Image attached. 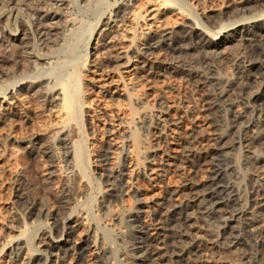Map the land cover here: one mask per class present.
Segmentation results:
<instances>
[{
    "label": "rangeland",
    "instance_id": "1",
    "mask_svg": "<svg viewBox=\"0 0 264 264\" xmlns=\"http://www.w3.org/2000/svg\"><path fill=\"white\" fill-rule=\"evenodd\" d=\"M67 1V6L61 0H50V5H43V9L48 10L53 16H62V24L59 23L61 31L58 38L59 40H63L59 41L57 38L54 45L52 44L53 46L42 47L41 50L37 49L36 44L33 42L28 18H24L26 24L24 27H21L28 35L25 38L20 37L21 39L12 40L11 43H3L2 38L5 32L9 33L11 31L9 25L12 28L15 27L13 28L14 30L18 29V27L7 22V10L9 8H7L6 0L0 1L2 3H0V60L2 61V64L0 63V66H2L0 67V75L2 76H0V100L4 97L1 94L4 92L3 89L6 90L7 87H14V84L16 87H20L23 84L24 87L29 88H27L29 92H20L16 96L17 98H12L17 103L22 98L19 103L22 106V113L13 115L8 119H0V137L11 135L15 138H24L32 133L36 134L45 130L49 126L48 114L52 108L48 102V98L52 95V91L61 87V84L66 80L65 78H69L73 72L74 64L77 66L81 63L80 67L84 75V87L88 92L86 98L87 107L90 108L92 106L91 110L84 114L83 118V132L86 136L85 142L89 147L87 150L88 154H86L87 156L85 158V164L87 163L85 174L81 175L76 162L70 159L71 157L66 158L65 156V141L61 139H69L68 143H73V140L78 141L80 139L79 135H77L78 133L70 128L60 134L50 132L40 135L36 144H32L33 146L31 145L30 149H26L24 146L13 142L0 145V264H22L24 262V258H26L24 254L26 251H23L20 260L16 257L18 255L16 247L20 241H29L31 245L28 251L29 256L35 257L37 260L36 264H45L46 254H42L36 250H44L46 248L44 245L49 241V227L55 220L62 227L65 223H80L85 217L87 219L84 222L87 223L88 221V224L85 225L86 228H82L81 226L77 227L75 229L76 233L71 238L72 241H75L78 237V241H80L79 239H82V241L91 239L93 237L90 236L96 232L100 239H98V244H101L100 246L105 245L104 248L107 249L106 251H110L108 255L103 257V262L106 260L105 263H111L113 260L112 263L115 261L114 264H133L134 261L128 257L126 258L125 253V248L132 245L130 244L131 238L129 236L132 235L133 228H131L130 223L129 227H127L128 224L125 223L126 221L120 224L118 221L115 222L114 219L117 217L124 218V220L128 219L129 212H134L136 208H140L141 220H146L151 212L152 215L156 213V210H160L161 206L159 204L163 201L167 191L171 189L179 190L184 186L182 184V182L184 183V178H182L184 176L177 169L176 171L173 169L168 179L150 181L147 176L150 175V171L146 168L158 165L161 166V169H165L166 164H162V158H165L164 155L169 152L166 150L167 146H171L169 145L170 141L175 142L177 139L185 140L195 133V135L199 134L201 136L220 132V129L218 130L213 127V120L218 116L216 115V111L208 110L211 108V101L209 99L213 93L210 85H206L204 88V86L190 84L182 76H174L170 72L161 71L150 77L144 76L142 79L141 77L137 78L133 76L132 78L131 76L132 81L124 87L123 81L130 79V76L123 75L124 78L120 79L119 77L121 75L117 71L119 69L117 63L114 62V58L106 60L101 54L102 52L94 51L93 48L98 42L95 38L99 37V33L96 30L92 39L89 33H91L94 27L98 13L99 15L104 14L103 19H106L119 9L123 11V15L127 13V10L129 12L134 8L143 12L145 10L144 4L146 0H136L133 2L134 6L131 7L128 5L124 6L125 3H128V0H87L84 3L82 0ZM169 1L179 5V0ZM22 5V0H15L11 8H21ZM236 5L237 0H230L227 3L215 0L211 5L209 4V8L205 13L210 17L212 16V22L206 24L208 25L207 28L205 27L206 29L191 23L186 16L184 19L171 16L165 20L168 24V32H171V34L165 40L159 38L165 41V44L161 48L159 47L151 51V53L154 56L161 57L162 60L166 59L168 63H174L175 61H173L172 56L168 54L170 52L169 48L176 45L183 36L188 35L187 33L192 30L186 27L191 26L194 31L196 30V33L200 35H204L205 33L204 37L208 40L218 38V42L222 40H225V42L216 55H205L206 52H202L201 50H192L188 54L182 55V58H179L180 65L187 68H211L213 70L211 76L221 80L223 83H227L228 81L232 83L236 82L235 79L238 77L236 58L248 43L247 41H243L244 39H242L239 33L229 35L235 30L240 32L243 25L247 24L248 28H251V32L257 31L258 35L262 32L264 34V31L261 29L264 28V13L260 14L258 12L260 15L254 19L247 20V22H240L239 18L241 16H237L238 13L232 10ZM45 9L44 11L42 10V14L46 13ZM119 20L121 23L124 20L122 13L120 14ZM230 21L234 23H230ZM125 22L129 24L127 20H124ZM68 24L75 25L70 27ZM224 24L232 25L221 30L222 26H225ZM50 25L51 22L48 23V26ZM83 33L86 35L87 42L91 39L88 50H85V45H81ZM41 54L46 55L47 59L38 61L35 57L31 59L28 56L36 55L40 57ZM130 54L135 56L134 51L130 52ZM11 55H13V59L7 57ZM86 57L89 61H86ZM99 67L102 70L106 68L105 71L110 72L109 74L115 78L101 84L95 81L92 82L96 75L101 73ZM98 69L100 72H95ZM63 73L65 78L62 80L60 79V75ZM34 76L36 79L32 78ZM146 79L149 80L146 81ZM10 84L12 85L10 86ZM10 96L8 95L6 98ZM163 111H168L172 120L180 121V127L182 129H175V133L172 131L167 132V130L163 131L162 124L159 120ZM145 116L148 117V121L143 128L141 119ZM151 119L152 123L149 121ZM130 122L133 125H130ZM131 129H136L141 139L147 145L141 158L142 163L140 164V168L138 167L137 169L139 180L137 181L138 183H135V189L139 190V194L129 198L124 203L117 201L115 204L118 205L115 206L113 199L109 198L110 191L107 188V179L105 176L111 168L114 170L117 169V167L113 168L114 162H118V164L122 163V156L128 151L126 140ZM71 130L72 134L74 132L73 136ZM112 130L114 131L111 132ZM247 135L250 137L254 135V132H249ZM71 137L73 138L71 139ZM227 141V145H231L232 141L229 139ZM248 149L236 145L227 150L231 159H233L234 171L236 170L233 177L235 175L237 176V178L235 176L234 178L231 177V179L235 183V186H237L239 195L241 192V197H244L251 191L252 183L258 182L259 184L261 181V184L264 183V162H259L264 157V149H258V154L253 155L249 153L251 149L249 151ZM107 150H110V152L115 151L114 153H117V156L111 155L110 153L108 155L109 157L105 160L103 156H105L104 154H106ZM44 151L51 152L52 155H47ZM111 156H116L115 158L120 159H115L117 160L115 161L113 159L114 157ZM132 161L133 164L134 162L136 164L134 158ZM198 171V174L196 173L194 178L196 179V183L199 185L206 183L208 181L206 169ZM185 201L188 200L185 199ZM191 203H194V201ZM195 204L197 206L196 210L198 209V211H203L204 207H206L200 201H197ZM34 205L33 214L27 215V207ZM116 208L118 212L121 211L119 213L113 212ZM146 211H150V213ZM113 214L117 217H114ZM109 219L112 220L111 225L105 226V223ZM146 221V225H148V229L152 233L153 226L152 229L149 226V217ZM205 221L208 222L209 226H207ZM217 223L218 220L216 218L213 219L203 216L198 223L200 230L203 232H201L202 234L200 233L202 236L195 238L196 240L194 239V242L198 243L200 241L209 244L210 242L205 240L207 238L206 236L211 230H217ZM213 224L216 226H211ZM122 225L125 226L123 227ZM25 228L29 230L31 235L33 234V238H30V236H20V233ZM127 234H129L128 237L126 236ZM212 243L214 242L212 241ZM86 245V247H89L88 243ZM222 251H215L210 256V260L214 262L212 264H240V259L238 258L241 257V251L235 249L225 252ZM100 254V250H95L93 255L89 256L88 260H93L92 262H94L103 256ZM69 259L71 258L65 259L66 261L64 260V263H76V260ZM127 259L128 263L126 262ZM51 260L58 261L55 252L50 257ZM166 263L169 264L168 262Z\"/></svg>",
    "mask_w": 264,
    "mask_h": 264
},
{
    "label": "bare ground",
    "instance_id": "2",
    "mask_svg": "<svg viewBox=\"0 0 264 264\" xmlns=\"http://www.w3.org/2000/svg\"><path fill=\"white\" fill-rule=\"evenodd\" d=\"M49 1L50 0H22L23 7L21 6V8L15 9L14 7L11 8V6L14 5L15 0H6L7 8H9L7 10V22H10V24H13L14 26L16 25L18 29L14 30L13 28L15 27L12 28L9 25L11 31L9 33L5 32L4 37L2 36L3 43H11L12 40L21 39L20 37L25 38L28 34L27 32H24L21 27H24L26 24L24 18H28L31 26V37H33V42L36 44L35 46L37 49L41 50L42 47L45 48L52 44L54 45L60 35L61 30L59 23L62 22V16H53V14L49 13L48 10L46 11L45 8L46 13L42 14V10L44 11L43 5H50ZM61 1L64 2L65 6L68 5L67 0ZM84 1L87 0H82L83 3ZM134 1L136 0H128V3H125L124 6H134ZM214 1L215 0H179L178 5L169 0H146L144 4L145 10L143 12L133 7L134 9H131L129 12L127 10V13H124L123 15V11L119 9L106 19H103L104 14L99 15L98 13L94 27L92 28L91 33H89L92 39L96 30H98L99 37L95 38L98 42L93 49L95 52H102L101 54L106 60L114 58V62L117 63L119 69L117 71H119V74L121 75L119 78H124L123 75L130 76V79L123 81L124 87L130 84L129 82L132 81L133 76L137 78L141 77L142 79L144 76L150 77L161 71L170 72V74L174 76L184 77L187 82H190V84L204 86V88L206 85H210L213 93L211 98L209 97L211 108L208 110H215L216 115H218L213 120V127L218 130L220 129V132L201 136L199 134V136L195 135V133L194 135L190 134L191 136L185 140L177 139L175 142L170 141L169 145L171 146H167L166 150L169 152L164 155L165 158H162V164H166L165 169H161V166L158 165L155 166L156 168H146L150 171V175H147L150 181H162L168 179L173 169H175V171L176 169L181 171V175L184 176L182 177L184 178V183L182 182L184 186L181 189H171L166 192L164 198L162 197L163 201L159 204L161 206L160 210H156V213L152 215V212L150 213V211H146L147 213H150L147 218L149 217V226H151V229L153 226L152 233H150L148 225H146L147 218L146 220H141L140 208H136V211L134 212H129L128 219L125 220L124 218L120 217V219L113 214L114 217H117L114 219L115 222L118 221L120 224H123V222L126 221L125 223L128 224L127 227H129L130 223L131 228H133V232H131L132 235H126L131 238L130 244L132 245L125 248V253L126 258L128 257L130 260L134 261L135 264H167L166 262L169 264H212L214 262H212L213 260H210V256H212L215 251L223 250L222 252H225L232 249L241 251V257L238 258L240 259V264L264 263V183L261 184L262 181L259 184L258 182L252 183L251 191L244 197H241V192L239 195L236 188L237 186H235V183H233L231 179L236 170L234 171L235 167H233L232 164L233 159H231L227 151L236 145L251 149L249 153L252 155L256 154L258 149H264L263 32L259 33V35L257 31L251 32V28H248L247 24L243 25V31L241 30L238 32L235 30L229 35L231 36L239 33L242 39H244L243 41H247L248 43L244 48L245 50L243 49L240 51L236 58L238 77L235 79L236 82L233 81L234 83L229 81L223 83L221 80L211 76L213 72L211 68H187L180 65L179 58H182V55L188 54L192 50L205 51V55H216L225 42V40L218 42V38L208 40L204 37L205 33L204 35H200L196 33V30L194 31L191 26L186 27L192 30L187 33L188 35L185 34L186 36H183L180 41L178 40L179 42H177L176 45H170V52H168V54L172 56L173 61H175L174 63H168L166 59L162 60L161 57L154 56L153 53H151V51L158 49L159 47L161 48V46L165 44V41L160 40L159 38L165 40V38L171 34V32H168V24L165 22L166 19L171 16L184 19L186 16L188 20L196 26L207 28L208 25L206 24L212 22V16L210 17L205 12L209 8L208 5H211ZM219 1L227 3L230 0ZM232 10L238 13L237 16H241H239L240 18L238 17L240 22H247V20L254 19L258 15L264 13V0H237V5L233 7ZM121 13L122 18L127 20L129 24H126V22L124 23V20L122 23L120 20L118 21ZM49 22H51L50 26H48ZM230 23L234 22L230 21ZM68 25L73 27L75 24ZM231 25L232 24L222 26L221 30L226 29ZM261 29L264 31V28ZM84 33L82 34L83 41H81V45H85V50H88L91 39L87 42ZM114 34L115 36H113ZM133 51L135 56H132V53V55L130 54V52ZM28 56H30L31 59L35 57L38 61L47 59V56L42 54L40 57L36 55ZM7 57L12 58L13 55ZM87 57L89 56L87 55ZM87 60L88 58L86 61ZM1 62L2 61L0 60V63ZM80 64L77 66L75 64V66L73 65V72L69 78H65L64 73L60 75V79L63 80L65 78L66 80L61 84L59 89L52 91V95L49 96L48 102L52 106L50 113L48 114L49 126L45 128V130L42 129L43 131L39 133L35 132L36 134L32 133L24 138H15L11 135H4L3 137H0V145L13 142L24 146L26 149H30L32 144H36L40 135L50 132L60 134L70 128L78 133L77 135H79L80 139L78 141L73 140V143H68L69 139H61L65 141V156L66 158L71 157L70 159H73L74 162H76L79 166L81 175L85 174V169L87 167V163L85 164V158L87 156L86 154H88L87 150L89 147L85 142L86 136L83 132V118L84 114L91 110L92 106H90V108L87 107L86 98L88 92L84 87V75L82 74L83 72ZM105 70L104 68L103 70L100 68L101 73L96 75L92 82L95 81L101 84L115 78L109 74L110 72L108 73ZM100 71L99 69L95 70V72ZM9 76L11 75L9 74ZM32 78L36 79L35 76ZM148 80L149 79H146V81ZM116 81L117 80H115V82ZM11 85L12 84H10V86ZM27 88L24 87L23 84L20 87H16L14 84V87H7L6 90L3 89L4 92L1 94L4 97L0 100V119H8L13 115L22 113V106L19 105L22 98H18V103L16 101L14 102V99L12 98L19 95L18 93L20 92H29V88ZM8 95L11 96L6 98ZM159 120L162 124L163 131L167 130V132H174L175 129H182L180 127L181 122L178 120H172L168 111H163ZM147 121L148 117L146 116L141 119L143 128ZM149 121L152 123V119ZM132 122H130V125H133L131 124ZM113 131L114 130L111 132ZM249 132H254L255 136L252 135L249 137L247 135ZM73 135L74 132L72 136ZM72 138L73 137H71V139ZM174 138L176 139V137ZM228 139L232 141L231 145H227ZM112 140L115 141L114 139ZM126 144L128 151L125 153L123 152L124 154L121 159L122 163L118 164V162H114L113 168L117 167V169L114 170L111 168L109 173L105 176L107 179V188L110 191L109 198L113 199L114 204L117 201H121L122 203L127 202L126 200L139 194V190L135 189V183L139 180L137 169L138 167L140 168V164L142 163L141 158L147 145L141 139L136 129H131ZM114 152L115 151L110 152V150H107L103 157H105L106 160L110 153L111 155L117 156V153ZM45 153L47 155L51 154V152ZM116 156L111 157H114V160L120 159L115 158ZM249 156L248 159L250 158ZM133 158L136 160V164L134 162L135 165L132 161ZM254 159H256V157H254ZM259 162H264V157L260 159ZM201 169H206V172L208 173V181L199 185L194 178L197 171H200ZM185 199L188 201H185ZM190 200L191 202L194 201V203H191ZM197 201H200L201 204H205L206 207H204L203 211L196 210L197 206L195 203ZM35 205L27 207V215L33 214L32 211L35 208ZM117 205L115 204V206ZM113 212L119 213L117 208L114 209ZM203 216L213 219L216 218L218 220L217 226L215 225L217 230H211L210 233L208 230L209 234L206 236L208 239L206 238L205 240L210 242L209 244L200 241L198 243L194 242L196 240L195 238L202 236L200 235L202 231L200 230L198 223ZM85 219L87 218L85 217L84 220ZM84 220L80 223L75 222L74 224L65 223L62 227L58 224V221L55 220V222L49 227V241L44 245L46 248L44 250H36L37 252L46 254L45 264H65L64 260L67 258H71L69 260H76L75 264L115 263V261L112 263L113 260L111 263H105V259L103 262V257L108 255L110 251H106L107 249L104 248L105 245L100 246L101 244H98L100 239L96 232L93 233L94 235L90 236L93 237L91 238L93 239L92 241H90L91 239H86L85 241L79 239L80 241H78L79 237L75 241H72L71 238L74 233H76L75 229L77 227L81 226L82 228H86L85 225L88 224V221L85 223ZM111 222L112 220L109 219L108 222L105 223V226H109ZM206 223L207 226H209L208 222ZM122 226L124 227L125 225ZM211 226H214V224ZM20 236L34 237L33 234H30L27 228L22 230ZM212 241L214 243H212ZM86 243H88L89 247H86ZM16 248L18 250V252L16 251L18 253L16 257L17 259L19 258V260L23 255V251H26L24 254L26 258L24 259L27 261L25 262L24 260L25 263L22 262V264H36L37 260L35 257L29 256L28 254L29 248H31L29 241H20ZM95 250H100L103 256L92 262L93 260L90 261L88 259L89 256L93 255ZM54 252L58 261H50V257ZM74 260L73 262H75ZM127 261L128 259L126 262Z\"/></svg>",
    "mask_w": 264,
    "mask_h": 264
}]
</instances>
